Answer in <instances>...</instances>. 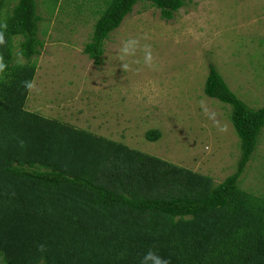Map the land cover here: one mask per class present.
Masks as SVG:
<instances>
[{
  "label": "trees",
  "instance_id": "1",
  "mask_svg": "<svg viewBox=\"0 0 264 264\" xmlns=\"http://www.w3.org/2000/svg\"><path fill=\"white\" fill-rule=\"evenodd\" d=\"M5 1L0 23H7L9 45L0 52L9 68L0 79V263L141 264L152 249L170 264H264V196L239 185L264 129V105L248 107L209 65L203 92L230 106L240 150L234 173L216 184L164 158L43 117L25 108L28 92L22 87L34 80L43 45L36 1ZM103 1L106 10L96 15L83 49L96 65L105 40L137 2H148L166 20L184 5ZM54 3L72 22L80 19L81 11L69 7L82 10L83 0ZM15 47L24 53L22 67L15 63ZM160 137L158 130L145 134L150 142ZM41 243L45 252L37 251Z\"/></svg>",
  "mask_w": 264,
  "mask_h": 264
},
{
  "label": "rangeland",
  "instance_id": "2",
  "mask_svg": "<svg viewBox=\"0 0 264 264\" xmlns=\"http://www.w3.org/2000/svg\"><path fill=\"white\" fill-rule=\"evenodd\" d=\"M35 1L43 45L34 80L41 91L28 92L27 110L164 158L215 184L234 173L240 150L231 108L207 97L203 87L213 65L248 107L264 105V0H183L169 20L139 1L105 40L97 65L83 49L96 15L106 10L104 1L83 0L82 10L70 6L81 11L76 22L58 12L60 3ZM145 35L149 39L141 42L152 46L158 70L144 67L137 52L129 62L141 63L124 72L118 49ZM148 130L161 137L146 141ZM239 185L264 196V129Z\"/></svg>",
  "mask_w": 264,
  "mask_h": 264
},
{
  "label": "clouds",
  "instance_id": "3",
  "mask_svg": "<svg viewBox=\"0 0 264 264\" xmlns=\"http://www.w3.org/2000/svg\"><path fill=\"white\" fill-rule=\"evenodd\" d=\"M17 2V1H16ZM95 23V21H94ZM149 37L147 35L136 38H128L124 40L118 49L117 59L121 61V68L124 72L131 70V64H140L141 61L137 59H132L129 62V58H135L137 52L143 53V66L149 70L156 71L159 68L157 63V58L154 56L152 51V46L148 43H142L141 41H147ZM9 45V38L7 36V23H0V48H7ZM15 63L18 66H23L25 64V57L22 50H17L15 52ZM8 62L5 59V56L0 52V79H4L8 72ZM22 87L25 91L29 93L40 92L35 80H25L22 81ZM224 130V129H221ZM145 137V136H144ZM146 139V138H145ZM146 141H149L146 139ZM207 150V147H206ZM47 250L46 245L41 243L37 247L38 252H45ZM141 264H170L169 260L165 257L159 255L156 251L149 249L144 253Z\"/></svg>",
  "mask_w": 264,
  "mask_h": 264
}]
</instances>
